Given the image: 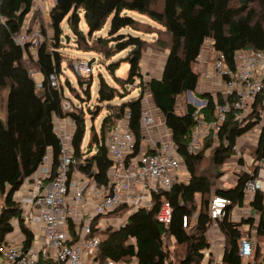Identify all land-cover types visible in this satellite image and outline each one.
<instances>
[{"label": "trees", "instance_id": "obj_1", "mask_svg": "<svg viewBox=\"0 0 264 264\" xmlns=\"http://www.w3.org/2000/svg\"><path fill=\"white\" fill-rule=\"evenodd\" d=\"M34 4L35 0H0V103L2 92L9 89L5 119L1 116L0 104V243L14 230L16 219L25 236V247L33 242V232L22 216L15 193L44 162L49 151L55 165L59 163L61 142L55 130V115L76 120L73 138L76 164L97 185H102L108 181V171L113 165L107 153L106 132L129 109L131 128L139 139L142 104L145 94H150L172 130L189 179L176 182L170 190L153 193L151 206L136 210L124 226L96 228L101 238L95 252L97 260L101 264L108 260L125 263L133 258L139 264H203V251L210 247L207 234L214 224L210 205L214 195L219 194L228 197L231 203L226 215L217 221L226 239L222 261L218 264H250L239 254V240L251 236L250 231L242 230L246 224L256 229L254 238L258 243L253 261L264 264V193L257 191L249 203L252 211L259 213L257 223L254 218L233 219L234 210L245 207L246 181L257 176V162L264 158V130L253 153L256 160L251 167L253 175L241 172L229 188L215 187L234 153L237 137L249 125L242 127L230 112L217 133L218 144L212 147L215 138L211 135L202 148L191 151L197 108L190 102H185L186 112L180 113L176 108L179 97L195 92L199 85L197 58L206 39L212 41L211 53L224 54L229 62L239 49L264 50V0H162L159 3L158 0H56L49 12L50 32L41 26L42 40L22 45L16 37L26 30V19ZM127 11L147 15L163 27L155 29L158 34L155 41L149 44L140 35L122 32L126 28L144 32L143 24L127 15ZM110 18L107 35L97 36ZM66 19L80 49L95 51L108 59L129 49L125 57L108 65L117 86L99 75L98 94L92 107L89 103L93 99V77L87 81L84 95L75 94L83 104L71 102L64 93L65 85L59 84L63 74L61 49ZM83 19L88 33L81 28ZM149 46L167 51V58L161 76L145 81L141 63ZM122 62L130 64L126 79L116 76ZM31 68L44 76L41 85ZM52 75L57 78L56 86L51 83ZM135 78L140 79L141 92L128 98L127 87ZM78 81L81 86L85 82L81 76ZM66 85L76 92L69 81ZM200 96L207 99V105L201 109L206 120L216 119V105L223 103L222 96L215 98L209 93ZM118 98L121 102L114 103ZM103 108L107 109V115L100 130L94 124L88 129V116L94 121ZM165 202L171 206V220L167 223L159 219ZM39 264L53 262L42 256Z\"/></svg>", "mask_w": 264, "mask_h": 264}, {"label": "built area", "instance_id": "obj_2", "mask_svg": "<svg viewBox=\"0 0 264 264\" xmlns=\"http://www.w3.org/2000/svg\"><path fill=\"white\" fill-rule=\"evenodd\" d=\"M16 40L22 45L31 41L27 34L22 33ZM211 43V39H206L197 58V70L201 75L199 85L195 92H188L189 102L197 108L196 126L189 148L191 151L199 150L211 135L215 138L212 147L217 145V133L228 114L233 112L235 121L242 127H249L237 137L234 153L225 165L233 166L236 172L253 175L251 167L256 163L253 153L264 130V50L252 47L239 49L229 62L224 54L211 53ZM74 70L85 76L92 72V66L75 63ZM50 79L56 86V76L52 75ZM205 93L223 98V103L216 105V119L211 121L206 120L201 111L207 105V99L200 96ZM259 97H262L260 103L255 106ZM89 105L92 107L94 104ZM160 112L151 95L145 94L139 139L131 128L129 109L106 132L107 153L113 165L108 171V181L102 185H97L76 164L73 147L76 120L55 115V130L61 142L59 163L55 165L53 154H47L44 162L20 187L31 190L30 195L22 193L15 196L21 205L22 216L33 232V242L26 248L21 228L17 234L13 230L5 242L0 243V264H39L42 256L53 264H101L95 256L101 243L95 229L124 226L136 210L151 206L153 193L170 190L180 182L181 172L186 167L172 130ZM210 151L211 148L207 150L208 153ZM257 165V176L245 183V205L257 191L264 193V158ZM230 203L228 197L214 195L210 205L214 223L226 215ZM236 209L244 210L245 207ZM256 213L252 211L244 218H254L257 223ZM159 219L166 223L171 220L169 202L163 204ZM242 230L250 231L251 236L239 240V254L244 261L256 264L253 261L256 229L246 224ZM203 253V264L221 262L211 244ZM104 264L139 263L133 258L125 263L108 260Z\"/></svg>", "mask_w": 264, "mask_h": 264}, {"label": "rangeland", "instance_id": "obj_3", "mask_svg": "<svg viewBox=\"0 0 264 264\" xmlns=\"http://www.w3.org/2000/svg\"><path fill=\"white\" fill-rule=\"evenodd\" d=\"M42 1H44L42 3ZM162 0H158V3L161 2ZM55 0H37L36 1V6L33 10V12L28 16L26 22V30L22 32V34H27L28 38L34 44H36L37 41L42 40L43 36L41 33V26H44L47 28L48 32H50V18H49V12L52 8V5L54 4ZM38 12V15L34 16V13ZM127 15H130L134 17L135 19L139 20L141 24H143L142 30L144 32L136 31L134 29H122V32L125 33H132L134 35H140L144 39H146L149 44L150 42H153L157 38V33L155 32V29L157 30L158 28L163 29L161 25H159L157 22L154 20L150 19L147 15H143L134 11H127ZM110 21L111 18L108 21V25L101 30L99 33H97V36H106L109 30L110 26ZM63 28L65 31V36L68 35L69 41L67 42L66 37L63 36L62 42H63V48L61 49V52L63 54V74L59 79V84L65 85V95L66 97L73 102L74 104H83L79 99L75 97V94L78 92V94L84 95V88L87 87V81L90 80L93 77V85H92V102L89 104H95L96 102V97L98 94V89H99V75L102 74L106 80L114 86H117L116 81L114 78L109 74L108 71V65L110 62L117 60L119 58L125 57L128 52V50H125L123 52H120L113 56L112 58L108 59L104 55L97 53L95 51H85L83 49H80L79 45L76 42V37L74 33L71 31L70 26L68 24L67 19L64 20L63 22ZM81 28L88 33V27L84 21V19L81 22ZM26 32V33H25ZM35 49H33V57L35 56ZM167 55V51L165 50H159L155 47L149 46L145 53L144 57L141 63V72L143 74V79L145 81L150 80L153 77H159L162 72V67L165 61V56ZM29 61V60H28ZM27 61V62H28ZM92 63V72L89 74H86L85 76H81L82 79H84V84L81 86L79 84V76L78 74L73 70L74 69V64H81V63ZM73 67V69H72ZM130 68V64L128 62H122L119 69L116 71V76L118 78H124L126 79L128 76V71ZM31 71L33 72L34 78H36V82L38 85L40 84L38 77H35L39 72L35 68H31ZM70 82V84L76 89V92H73L68 88L66 85V82ZM140 79L135 78L131 81V84L128 85L127 92H129L128 98L129 97H135L138 96L141 92L140 88ZM121 88V87H120ZM9 89L6 88L2 92V98H1V116L3 119L6 117V104H7V95H8ZM197 95V94H196ZM200 95V94H198ZM121 99H115L114 103H120ZM185 102H189V95L188 94H183L179 97L178 99V111L182 112L184 108ZM158 114V113H157ZM107 115V109L103 108L100 116L96 118L94 121L91 120V117L88 116V129L94 124L98 130H100L103 119ZM89 133V132H88ZM88 134L86 137V143L88 140ZM48 155L50 153L48 152ZM223 173L221 178L216 181L215 187H220V188H225L228 186H231L235 183L237 175H239V172H236L233 166H224L223 167ZM189 179V172L186 169V167H183V170L181 172V177L180 181L186 182ZM199 197V196H198ZM252 213L251 208L249 204L245 205L244 210H239L235 209L234 210V218L239 221L245 216L249 215ZM259 213H256L257 219L259 218ZM207 237L209 239V242L211 245H213L215 248L219 249L218 255L220 256L222 249H224L226 245V239L222 231L220 230L219 226L217 223H214L211 228L208 231ZM256 243L258 241L256 240ZM257 245V244H256ZM264 247V244H262ZM172 250H174V246L171 244Z\"/></svg>", "mask_w": 264, "mask_h": 264}, {"label": "crops", "instance_id": "obj_4", "mask_svg": "<svg viewBox=\"0 0 264 264\" xmlns=\"http://www.w3.org/2000/svg\"><path fill=\"white\" fill-rule=\"evenodd\" d=\"M36 1L37 0H35V4H34V7L36 6ZM44 1H42V3H43ZM55 5V2H54V4L52 5V7ZM166 58H167V55L165 56V61H166ZM165 61H164V64H165ZM164 64H163V67H164ZM163 67H162V71H163ZM161 74H162V72H161ZM161 76V75H160ZM35 77H38V79H39V82H40V84L42 83V81H43V79H44V76L41 74V73H38ZM35 80H36V78H35ZM188 94V93H187ZM179 105L180 104H177V111H178V107H179ZM186 109H187V105L186 104H184V108H183V110H182V112H180V111H178V112H180V113H183V112H186ZM160 114H162V112H160ZM49 153L51 154V156H52V152L51 151H49ZM230 186H228V187H225V188H229ZM22 193L24 194V195H30V193H31V190H28L27 188H22V189H20V190H18L16 193H15V196H19V195H22ZM17 230H20V225H19V222H18V220L16 219L15 221H14V231L16 232V234H17ZM212 247H214L213 245H212ZM214 249H215V256L220 260V261H222V257H223V253H224V249H222V252H221V254H220V256L218 255V252H219V249L218 248H215L214 247ZM214 257V256H213Z\"/></svg>", "mask_w": 264, "mask_h": 264}, {"label": "water", "instance_id": "obj_5", "mask_svg": "<svg viewBox=\"0 0 264 264\" xmlns=\"http://www.w3.org/2000/svg\"><path fill=\"white\" fill-rule=\"evenodd\" d=\"M66 40H67V42L69 41V37H68V35L66 36ZM89 65L91 66L92 63L90 62Z\"/></svg>", "mask_w": 264, "mask_h": 264}]
</instances>
